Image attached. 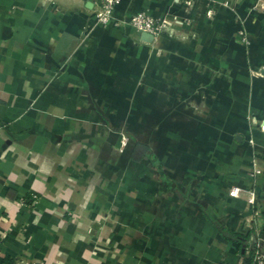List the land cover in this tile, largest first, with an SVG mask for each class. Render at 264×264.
<instances>
[{
	"label": "crops",
	"instance_id": "0c3cea01",
	"mask_svg": "<svg viewBox=\"0 0 264 264\" xmlns=\"http://www.w3.org/2000/svg\"><path fill=\"white\" fill-rule=\"evenodd\" d=\"M97 1L0 0V264H248L264 9L120 0L90 28ZM137 11L168 24L143 41Z\"/></svg>",
	"mask_w": 264,
	"mask_h": 264
},
{
	"label": "built area",
	"instance_id": "2783aa9c",
	"mask_svg": "<svg viewBox=\"0 0 264 264\" xmlns=\"http://www.w3.org/2000/svg\"><path fill=\"white\" fill-rule=\"evenodd\" d=\"M184 2L185 4H191L192 0H178V2ZM223 3H226L229 0H221ZM120 3V0H98L92 17L88 23L89 27H95L97 25L107 26L111 23L113 19V14L115 11L116 6ZM254 8L264 9V1L257 0L255 2ZM213 13L212 10H208L207 14L211 15ZM127 24L133 28L136 32L139 33H149L153 37L158 34L160 30L168 23L164 20H158L153 18L145 11H137L132 14L130 19L128 20ZM242 35V32L240 31ZM245 41V38H243ZM126 144V138H123L122 145ZM232 195H237L238 190L236 188L231 189ZM246 201L250 207L255 206L256 204V195L253 191H248L246 193ZM259 229L264 230V216H260L259 218ZM1 252V250H0ZM252 260L251 264H264V250L258 247L252 253ZM20 264H37L33 261L31 262H24L21 261Z\"/></svg>",
	"mask_w": 264,
	"mask_h": 264
},
{
	"label": "water",
	"instance_id": "95a60500",
	"mask_svg": "<svg viewBox=\"0 0 264 264\" xmlns=\"http://www.w3.org/2000/svg\"><path fill=\"white\" fill-rule=\"evenodd\" d=\"M141 38L143 41L150 42L153 39V36L149 33H141Z\"/></svg>",
	"mask_w": 264,
	"mask_h": 264
},
{
	"label": "trees",
	"instance_id": "16d2710c",
	"mask_svg": "<svg viewBox=\"0 0 264 264\" xmlns=\"http://www.w3.org/2000/svg\"><path fill=\"white\" fill-rule=\"evenodd\" d=\"M252 254L248 257V259L246 260V263H248V264H251L252 262H253V260H252Z\"/></svg>",
	"mask_w": 264,
	"mask_h": 264
}]
</instances>
